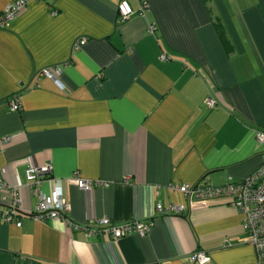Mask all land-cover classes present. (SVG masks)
Segmentation results:
<instances>
[{"label":"crops","instance_id":"obj_1","mask_svg":"<svg viewBox=\"0 0 264 264\" xmlns=\"http://www.w3.org/2000/svg\"><path fill=\"white\" fill-rule=\"evenodd\" d=\"M14 1L0 0V14ZM120 1L39 0L0 29V139L11 138L0 180L18 187L24 215L18 227L0 214V264H195L197 252L208 264H256L243 216L226 200L193 201L180 215L156 206L186 203L171 185L238 183L262 166L264 0H145L144 14L140 0H126L136 14L125 21ZM79 39L87 43L74 50ZM62 64L64 90L37 77ZM48 164L73 223L151 220V232L87 238L35 220L26 170ZM75 174L105 185L81 190Z\"/></svg>","mask_w":264,"mask_h":264},{"label":"built area","instance_id":"obj_2","mask_svg":"<svg viewBox=\"0 0 264 264\" xmlns=\"http://www.w3.org/2000/svg\"><path fill=\"white\" fill-rule=\"evenodd\" d=\"M39 0H15L8 4L0 14V29L6 28L13 22L32 2ZM140 14H144L149 8L145 0H140ZM136 12L132 9L129 2L121 0L118 5V15L120 21H125L134 16ZM58 11L54 10L52 16H57ZM149 32L155 34L156 26L151 25ZM87 43L86 39H79L74 44V50H79ZM163 60L167 58L162 56ZM67 64L57 65L41 70L37 77L48 78L55 82L57 86L64 90L61 85L60 76ZM205 105L209 109L218 106L217 102L208 97ZM21 109L19 99L11 102L10 110L13 112ZM257 139L259 143L264 144V132H258ZM11 141L10 137L0 139V150ZM53 171L52 165L48 164L42 167H29L26 170V178L31 191L39 198L36 208L31 216L37 221H63L76 231H84L87 238L102 234L106 239L119 240L126 236L137 234L139 236L148 235L154 223L151 220H131L122 224H114L108 219H101L91 224H75L69 219L71 206L66 201L64 189L61 180L49 177ZM79 188L89 191L97 185H105L102 182H92L84 180L75 174ZM52 182V189L47 194L42 191V185L45 181ZM128 181V180H127ZM0 189L6 192L3 202L6 208L0 211L3 220L7 223L16 222L18 227L22 226L24 215L20 212L21 198L18 187H10L0 180ZM170 189L181 193L186 203L170 204L168 206L157 205L156 212L161 215L174 214L180 215L190 210L193 201H214L223 199L236 208L243 216L244 230L247 235L248 244L256 252V264H264V162L262 166L245 180L238 183H229L223 186H214L206 181L199 184L174 186ZM192 263L208 264L211 261L210 256L205 252H197L191 256Z\"/></svg>","mask_w":264,"mask_h":264},{"label":"clouds","instance_id":"obj_3","mask_svg":"<svg viewBox=\"0 0 264 264\" xmlns=\"http://www.w3.org/2000/svg\"><path fill=\"white\" fill-rule=\"evenodd\" d=\"M84 247V248H87V245H81L80 242H77V250L79 251V248L80 247Z\"/></svg>","mask_w":264,"mask_h":264}]
</instances>
